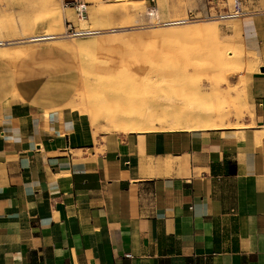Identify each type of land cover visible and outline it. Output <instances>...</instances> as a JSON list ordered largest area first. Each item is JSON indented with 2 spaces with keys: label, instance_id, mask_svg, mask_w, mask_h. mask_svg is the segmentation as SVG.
<instances>
[{
  "label": "crops",
  "instance_id": "crops-1",
  "mask_svg": "<svg viewBox=\"0 0 264 264\" xmlns=\"http://www.w3.org/2000/svg\"><path fill=\"white\" fill-rule=\"evenodd\" d=\"M131 1L167 20L233 11ZM239 7L254 61L242 126L93 131L66 108L80 75L68 51L0 58V264H264V0Z\"/></svg>",
  "mask_w": 264,
  "mask_h": 264
},
{
  "label": "rangeland",
  "instance_id": "rangeland-1",
  "mask_svg": "<svg viewBox=\"0 0 264 264\" xmlns=\"http://www.w3.org/2000/svg\"><path fill=\"white\" fill-rule=\"evenodd\" d=\"M73 1L0 0V58L10 59L11 50H27L40 44L58 45L68 51L80 75L76 93L66 108L93 131L128 133L131 124L133 131H146L236 127L246 123L254 61L235 36L233 19L217 20L213 14L174 25L170 23L187 17L153 18L149 16L151 5L145 8L131 0H118L122 1L120 5L111 4L116 0H85L92 7L85 9L80 19ZM197 27L204 31L183 37L166 34L169 30ZM71 29L97 33L70 36ZM47 33L57 37L29 40ZM87 42L93 44L91 49L74 45ZM221 58L225 60L223 65L217 62ZM162 76L166 78L161 83L151 79ZM160 94H164L163 98ZM180 97L187 101L180 103ZM185 107L187 111L205 110L203 122L198 123L204 126L180 122V126L173 127L175 122L162 125L153 121L162 117L163 111V116L172 117ZM168 110L172 113L167 114ZM146 117L150 125L141 121Z\"/></svg>",
  "mask_w": 264,
  "mask_h": 264
},
{
  "label": "bare ground",
  "instance_id": "bare-ground-1",
  "mask_svg": "<svg viewBox=\"0 0 264 264\" xmlns=\"http://www.w3.org/2000/svg\"><path fill=\"white\" fill-rule=\"evenodd\" d=\"M168 24V23H167ZM170 24H176V23H170ZM167 26V25H166ZM169 26H171V25H169ZM175 29V28H174ZM204 30H203V28L202 27H197V28H187V29H181V30H169L166 34L167 35H173V36H176V37H183V36H190V35H192V34H196V33H202ZM210 32V31H209ZM208 32V33H209ZM97 33V32H96ZM57 37V36H56ZM53 34H43V35H41V36H34V37H31V38H29V40H30V42H35V41H45V40H51V39H55L56 38ZM7 44V43H6ZM9 44V43H8ZM3 45V42H2V40H0V46H2ZM74 45H76V46H80V47H82V49L84 48V49H86V50H88V49H91L92 47H93V44L91 43V42H87V43H85V44H83V43H79V44H74ZM25 51L26 50H11L10 52H9V50H8V54H9V58L10 59H8V60H11V62L12 61H16V60H18L24 53H25ZM1 52V51H0ZM5 54V53H4ZM3 55V54H2ZM199 56V55H198ZM195 57V56H194ZM2 58V57H1ZM197 59V58H196ZM219 64H224L225 63V60L223 59V58H221L220 60H218L217 61ZM164 75V74H163ZM165 76H162L161 78H155V77H153V78H151V79H155L156 81H158L159 83H161V82H163L164 80H165ZM155 83V82H154ZM177 92V91H176ZM179 93V92H178ZM169 94V93H168ZM158 95H159V93H158ZM164 95V94H163ZM162 94H160V96H161V98H163L162 96H163ZM174 96V95H173ZM175 97H177V96H175ZM160 98V99H161ZM174 98V97H173ZM182 100H180V99H177V98H175V99H177V100H180V103H183L184 104V102H182V101H187V98L185 97V100L183 99V97H180ZM174 100V99H173ZM179 103V104H180ZM173 104V103H172ZM169 105V104H168ZM167 105V106H168ZM165 106V105H164ZM179 106H181V104L179 105ZM178 107V106H177ZM190 107V106H189ZM166 109V108H165ZM167 109H168V107H167ZM187 109V107H185V108H181V109H178L179 111L177 112L178 114L177 115H175V116H172V117H169V116H167V115H164L163 116V113H164V111H163V113H162V117H160V118H158V119H154L153 121H156V122H159V123H161L162 125L164 124V123H174L175 122V124L176 125H173V123L172 124H170V125H173V127H177V125H179L178 123H180V122H182L183 123V125L184 124H186V123H192V124H190V125H193V123H196L195 125H201V126H204V125H202V123L201 124H198V123H200V122H203V120H204V115H205V113H204V111H200V109H198V111L196 110L195 112L193 111V110H191V111H187L186 110ZM190 109H192L191 107H190ZM167 111V110H166ZM169 113H172V112H169V110H168V112H167V114H169ZM197 113H199V114H197ZM136 114V113H135ZM146 114V113H145ZM164 114H166V112L164 113ZM138 115V114H137ZM149 115V114H148ZM133 116V115H132ZM130 117V116H129ZM132 118V117H131ZM143 118V117H142ZM209 118V117H208ZM216 118V117H215ZM113 119V118H112ZM149 119V120H148ZM118 120V119H117ZM216 120H218V119H216ZM141 121L143 122V123H148L149 124V122L151 121L150 120V118H144V119H141ZM133 122V121H132ZM130 123H131V121H130ZM151 123V122H150ZM208 123V122H207ZM128 124V123H127ZM126 124V125H127ZM133 124H134V122H133ZM187 124V125H188ZM204 124V123H203ZM124 125V124H123ZM150 125V124H149ZM195 125H193V126H195ZM206 125V124H205ZM131 126H132V124H131ZM130 126V131H133V129H132V127ZM156 126V125H155ZM160 126V125H159ZM180 126V125H179ZM178 126V127H179ZM196 126V127H197ZM208 125H206L205 127H207ZM120 127H122V130H129V127H126V126H120ZM148 127V126H147ZM164 127V126H163ZM134 128V127H133ZM170 128V127H169ZM195 128V127H194ZM158 129V128H157ZM139 131V130H138Z\"/></svg>",
  "mask_w": 264,
  "mask_h": 264
},
{
  "label": "built area",
  "instance_id": "built-area-1",
  "mask_svg": "<svg viewBox=\"0 0 264 264\" xmlns=\"http://www.w3.org/2000/svg\"><path fill=\"white\" fill-rule=\"evenodd\" d=\"M233 1V11L231 12H223V13H218L217 15L213 16V18H216L217 20H227V19H232L235 17H238L241 14L240 7H239V0H232ZM74 6V9L77 12L78 18L82 19V14L84 13L85 10V5L80 4L78 0H74L71 3ZM212 16H207L206 18H210ZM194 17H189L187 19L183 20H178V21H173L172 23L176 24H183L188 21L193 20ZM96 31L94 30H89V29H71L70 33L68 35L70 36H87V35H93L95 34Z\"/></svg>",
  "mask_w": 264,
  "mask_h": 264
}]
</instances>
